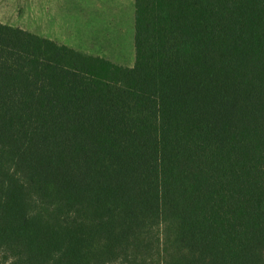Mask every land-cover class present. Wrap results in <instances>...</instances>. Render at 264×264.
I'll return each instance as SVG.
<instances>
[{"label": "trees", "instance_id": "1", "mask_svg": "<svg viewBox=\"0 0 264 264\" xmlns=\"http://www.w3.org/2000/svg\"><path fill=\"white\" fill-rule=\"evenodd\" d=\"M133 68L0 23V264H264V0H134Z\"/></svg>", "mask_w": 264, "mask_h": 264}, {"label": "rangeland", "instance_id": "2", "mask_svg": "<svg viewBox=\"0 0 264 264\" xmlns=\"http://www.w3.org/2000/svg\"><path fill=\"white\" fill-rule=\"evenodd\" d=\"M50 5L57 8L58 11L52 10L44 13V18H47V23L44 24V29L48 32L47 38L66 34V36L59 38L61 44L73 46L78 50L93 52L106 58L116 59L118 54L115 50L113 51L114 48L110 50L100 43H103L104 39L91 38L82 30H76L74 34L73 29L70 27L71 16L73 22L75 21L81 29L86 26L91 27L96 23H99L98 26H102V21L106 16L97 13L91 15L93 12H97V9L103 6L113 7L112 10L115 11L117 10L116 7H119L123 16V12L129 11L131 13V10L135 7L134 0H50ZM43 7H45L43 0H0V23L41 35L44 32L41 25ZM98 12L100 13V11ZM64 15L66 16L63 17ZM90 17L99 19V21L96 22L95 19L94 22H91L89 21ZM65 21L68 22V29L62 26V22ZM125 46L130 51L131 46L127 39H125ZM133 61L132 54V59H125L124 64L132 66ZM119 62L123 61L119 60Z\"/></svg>", "mask_w": 264, "mask_h": 264}, {"label": "crops", "instance_id": "3", "mask_svg": "<svg viewBox=\"0 0 264 264\" xmlns=\"http://www.w3.org/2000/svg\"><path fill=\"white\" fill-rule=\"evenodd\" d=\"M43 1L45 2V7H43V9H42V17H41L42 23H41V25L43 26L44 32L41 35H37V36L51 40V41H53L59 45L67 46V47H69L73 50H76L80 53H83L85 55L105 59V60L110 61L113 64L120 66V67H124V68H133L134 67L135 61H136L135 60V58H136V52H135V7H133V10H131V13L129 11L123 12L125 15L123 14V16H122L121 15L122 10L119 7H116L117 10L115 11V10H112L113 7L103 6L100 9H97V12H93L91 14V15H93L94 13H97V14H101V15L106 16L102 21L103 22L102 26H98L97 24H99V23H96L91 27L86 26L83 29H81L75 21L73 22V17L71 16L70 27L73 29L74 34L76 33V30H82L85 34H88L89 36H91V38L93 37L96 39H104L103 43L102 42H100V43L104 44L105 47H108L110 50H112V48H114L113 51L115 50L116 53L118 54V55H116V59H113V58H106V57L99 55V54H94L93 52L78 50L75 47L67 45V44H61L59 42V38L62 36H66V34L56 35L54 37L49 36L50 38H47L48 32L44 29V24L47 23V18L46 17L44 18V15H45L44 13H45V11H46V13H48L49 11H52V10L58 11V9L54 8L53 6L50 5V0H43ZM98 11H100V13ZM127 15H128V17H127ZM65 16L66 15H64L63 17H65ZM125 16L128 18V20L126 19ZM95 19L96 18L90 17L89 21L94 22ZM98 21H99V19H96V22H98ZM62 26L64 28L68 29V22L67 21L62 22ZM29 33H31V32H29ZM125 39H127V41L129 40V44L131 46L130 51L126 49ZM132 54H133V58H134L133 65L132 66L125 65L124 60L125 59L131 60ZM119 60L123 61V62H119Z\"/></svg>", "mask_w": 264, "mask_h": 264}]
</instances>
